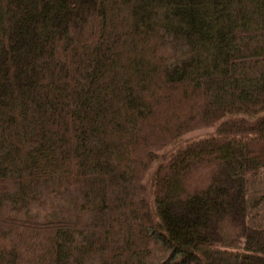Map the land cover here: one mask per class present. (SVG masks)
Wrapping results in <instances>:
<instances>
[{"label": "trees", "instance_id": "obj_1", "mask_svg": "<svg viewBox=\"0 0 264 264\" xmlns=\"http://www.w3.org/2000/svg\"><path fill=\"white\" fill-rule=\"evenodd\" d=\"M0 264H264V0H0Z\"/></svg>", "mask_w": 264, "mask_h": 264}]
</instances>
